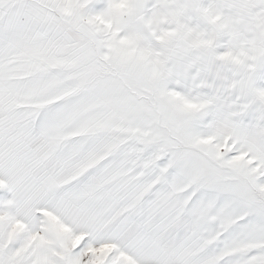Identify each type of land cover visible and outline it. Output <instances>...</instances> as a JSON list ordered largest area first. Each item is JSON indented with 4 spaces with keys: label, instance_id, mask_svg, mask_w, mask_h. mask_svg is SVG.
<instances>
[{
    "label": "snow or ice",
    "instance_id": "obj_1",
    "mask_svg": "<svg viewBox=\"0 0 264 264\" xmlns=\"http://www.w3.org/2000/svg\"><path fill=\"white\" fill-rule=\"evenodd\" d=\"M0 264H264V0H0Z\"/></svg>",
    "mask_w": 264,
    "mask_h": 264
}]
</instances>
